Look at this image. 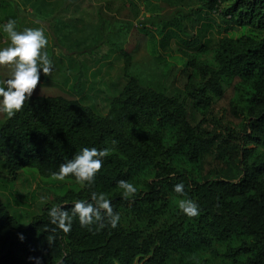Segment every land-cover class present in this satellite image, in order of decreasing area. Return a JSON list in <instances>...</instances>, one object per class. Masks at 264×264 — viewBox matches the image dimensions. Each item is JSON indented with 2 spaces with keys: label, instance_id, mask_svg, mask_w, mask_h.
<instances>
[{
  "label": "trees",
  "instance_id": "obj_1",
  "mask_svg": "<svg viewBox=\"0 0 264 264\" xmlns=\"http://www.w3.org/2000/svg\"><path fill=\"white\" fill-rule=\"evenodd\" d=\"M162 1L169 10L151 12L138 28L154 56L164 59L159 48L173 39L198 54L213 44L211 60L185 53L181 88L134 74L124 52L125 81L106 114L82 95L32 94L12 118L0 119V167L10 180L25 168L52 176L83 147L108 150L92 185L44 198L28 225L0 202V264H37L35 257L39 264H264V0ZM111 30L109 23L104 36L74 43L71 31L58 38L69 54H93ZM80 85L78 76V93ZM220 101L223 124L212 116ZM207 157L218 164L205 172ZM119 180L137 187L135 197H122ZM180 182L184 196L173 191ZM91 192L111 200L118 226L105 220L103 229L89 231L73 218L69 233L53 231L47 210L62 205L70 212ZM184 198L199 204L200 215L175 208Z\"/></svg>",
  "mask_w": 264,
  "mask_h": 264
},
{
  "label": "rangeland",
  "instance_id": "obj_2",
  "mask_svg": "<svg viewBox=\"0 0 264 264\" xmlns=\"http://www.w3.org/2000/svg\"><path fill=\"white\" fill-rule=\"evenodd\" d=\"M2 2L0 15L15 19L18 30L40 27L45 30L48 37L46 51L53 61V71L48 76L41 75V82L33 94L76 98L82 95L86 104L102 114L108 112L112 98L119 93L125 81L124 66L127 64V58L124 52L128 53L129 68L134 74H139L143 79L160 78L167 86L180 88L186 81L185 53L200 55L201 60L212 59L213 44L207 46V53L198 54L196 48L175 39L171 41L168 49L159 48L164 59L150 52L147 37L138 28L141 27L140 21L151 12L169 10L165 5L162 7V0H28L24 6L13 0ZM152 6H156V9H150ZM210 16L213 21L221 24L222 28L226 26L219 16L215 14ZM101 20L102 29L98 27ZM109 23L112 30L107 38H104L107 42L93 54H78L74 49L73 53L69 54L70 49L65 48L66 40L59 41V38L64 39L67 36L72 27L71 33H68V41L70 36L69 42L72 43L77 39L86 38L88 34L104 36ZM58 27H61L59 33ZM186 27L188 31L192 30L190 24L187 23ZM214 30L217 31V27ZM224 33L222 30L221 34ZM3 35L7 38L5 33ZM9 44L10 40L0 48ZM11 68V65L0 66V80L10 75ZM162 73H166V76H158ZM78 76H81V93L74 89ZM224 108L226 102L220 101L214 109L213 119L219 121ZM3 115L4 113L0 112V119ZM219 122L223 124L221 120ZM209 126L214 127L212 119ZM222 127L223 125L218 126L217 131L220 132ZM217 164L216 159L207 157L203 169L208 172ZM7 176V172L0 167V202L24 225H28L31 218L39 213L44 198L63 194L69 189L79 190L83 186L71 178L58 181L53 176H42L34 168L23 169L15 180H10ZM178 202L179 200L175 201V208H178Z\"/></svg>",
  "mask_w": 264,
  "mask_h": 264
},
{
  "label": "clouds",
  "instance_id": "obj_3",
  "mask_svg": "<svg viewBox=\"0 0 264 264\" xmlns=\"http://www.w3.org/2000/svg\"><path fill=\"white\" fill-rule=\"evenodd\" d=\"M0 32L5 33L10 40L7 47L0 48V66H12L10 75L0 80V112L12 118L24 107L25 101L31 99L33 91L41 82V75L48 76L53 71V61L46 51L49 40L43 28H24L21 31L17 28V21L10 18L0 24ZM107 155V149L83 147L72 159L61 163L52 176L58 181L74 177L77 183L90 186ZM117 183L124 199L133 198L137 194V187L133 183L126 180ZM173 191L184 196L185 184L176 183ZM177 207L188 217L200 215L199 204L191 198L180 199ZM47 216L49 222L55 225L53 231L59 229L64 233L71 231L73 218H77L80 226L89 231L93 230V225L96 226L95 231L103 229L106 226L105 220L111 228H116L120 221L119 212L113 210L111 200L103 192H91L89 199L76 200L70 212L62 205H53L47 210ZM33 259L39 264V257Z\"/></svg>",
  "mask_w": 264,
  "mask_h": 264
},
{
  "label": "crops",
  "instance_id": "obj_4",
  "mask_svg": "<svg viewBox=\"0 0 264 264\" xmlns=\"http://www.w3.org/2000/svg\"><path fill=\"white\" fill-rule=\"evenodd\" d=\"M2 1H3V0H0V6L3 5V2H2ZM13 1H15V2L19 3L20 5H23V6H24V4L27 5L26 2H27L28 0H13ZM29 7H30V6H29ZM0 13H1V11H0ZM8 19H10V18H9V17H5V16L0 15V24H3V23H5V22H7ZM8 41H9L8 38H4L3 32H0V46L3 45V44H5V43H7Z\"/></svg>",
  "mask_w": 264,
  "mask_h": 264
}]
</instances>
